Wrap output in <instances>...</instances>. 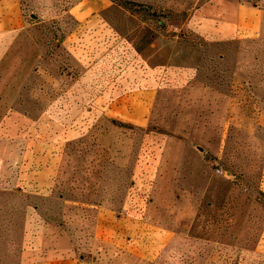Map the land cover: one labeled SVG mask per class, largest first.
I'll return each instance as SVG.
<instances>
[{
	"label": "rangeland",
	"instance_id": "obj_1",
	"mask_svg": "<svg viewBox=\"0 0 264 264\" xmlns=\"http://www.w3.org/2000/svg\"><path fill=\"white\" fill-rule=\"evenodd\" d=\"M78 1L16 0V30L0 7V135L53 167L46 196L0 187V264L27 261L33 214L50 264H264V31L207 41L169 0H110L82 24ZM129 95L144 125L98 108Z\"/></svg>",
	"mask_w": 264,
	"mask_h": 264
},
{
	"label": "crops",
	"instance_id": "obj_2",
	"mask_svg": "<svg viewBox=\"0 0 264 264\" xmlns=\"http://www.w3.org/2000/svg\"><path fill=\"white\" fill-rule=\"evenodd\" d=\"M168 4L175 10L190 13L187 26L207 41L226 42L254 38L264 31V21H262L264 20V9L254 3L240 0H169ZM110 5H112L110 0H79L68 9V13L82 24L93 22L96 25L99 22L96 17L100 13H104ZM0 7L2 13L6 12L7 15L3 19H7V17L11 19L10 21L5 20L6 24H3V27L8 30H16L20 26L18 2L16 0H0ZM7 12L15 15L10 18ZM141 86L144 85L141 84ZM148 91L139 90V93L153 94L151 90V92ZM210 93L211 90L208 93L209 97H211ZM130 97L129 95V100L126 96L117 100L106 98L109 100H107L106 105H104L105 99H100L98 100L99 107L97 105L94 107L104 109V106L108 108L119 104L126 107L129 105L130 108L133 105L134 110H136L135 122L144 125L146 123V118L143 115L144 103L149 101H143V103L135 98L134 102ZM5 123L4 120H0V132L2 130L1 126ZM5 139L0 135L1 144L6 146V152H0V187L22 188L30 192L39 191L41 195L46 196L49 193L53 178V167L50 162H46L48 158L45 157L43 165L35 167L33 159L38 157L36 152L39 151L32 148L35 146L33 138L23 137V142L17 140L16 137L13 141L6 139L7 142H3ZM130 151V148H127L119 152L124 163L129 158ZM46 155L49 156L47 153ZM96 215L98 220L100 215L104 217L105 213L98 212ZM35 217L36 215L33 214L26 219L28 223L23 235L22 251L27 261L23 264H50L48 254L51 251V246H48L45 242L48 227L41 224L37 226V230L34 229L30 222L38 219Z\"/></svg>",
	"mask_w": 264,
	"mask_h": 264
},
{
	"label": "built area",
	"instance_id": "obj_3",
	"mask_svg": "<svg viewBox=\"0 0 264 264\" xmlns=\"http://www.w3.org/2000/svg\"><path fill=\"white\" fill-rule=\"evenodd\" d=\"M218 171V170H217Z\"/></svg>",
	"mask_w": 264,
	"mask_h": 264
}]
</instances>
